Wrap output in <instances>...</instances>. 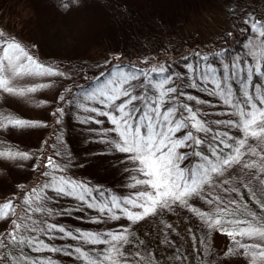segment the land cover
I'll use <instances>...</instances> for the list:
<instances>
[{
	"label": "snow or ice",
	"instance_id": "snow-or-ice-1",
	"mask_svg": "<svg viewBox=\"0 0 264 264\" xmlns=\"http://www.w3.org/2000/svg\"><path fill=\"white\" fill-rule=\"evenodd\" d=\"M61 6L71 7L72 0ZM240 19L241 32L264 40V16L246 11ZM231 36V31L223 34L214 49L207 52L197 49L166 60L167 66L144 68L116 63L93 78L81 71L87 84L69 100L64 95H58L57 100L89 113L79 123L101 127H88L90 136L84 144L99 143L103 148L80 154L69 150L61 123L65 110L58 104L51 113L56 117L57 132L51 144L43 142L52 149L51 155L38 158L34 152L19 149L0 151V157L33 160L32 167L40 168L41 175L49 177L23 196V215L16 213L17 205L12 199L0 202V221L9 222L0 231V264H56L51 256L31 255L42 252L75 257L81 264H141L136 245L143 247L147 264H188L194 256L190 258L182 248L183 238L175 235L176 227L171 222L181 213L194 214L209 228L231 229L226 234L233 238L234 247L225 256L237 253L251 264L264 261V157L259 168L251 160L264 153V53L257 55L251 48L243 54L233 51ZM66 74H70L69 69L39 63L15 38L0 31L2 92L24 96L49 85L17 88L12 84L14 79ZM189 89L215 98L229 111L209 112L203 106L215 107L213 101L193 95ZM105 124L110 127H103ZM34 127L51 125L0 113V130ZM250 138L256 147L247 143ZM4 147L0 141V148ZM96 156L106 158L100 161L106 170L127 174L130 182L122 187L131 190L118 193L102 184L67 175L70 166L87 167L97 162ZM233 173L243 177L238 185L243 196L237 187L229 186ZM66 197L77 201L75 208L57 210L47 206ZM200 201L207 210L196 206ZM86 209L97 213L90 217L94 223H128L93 232L49 222L56 216L83 213ZM36 213L40 216L34 219ZM143 225H148L149 232L156 230L158 243L171 251L170 256H157L144 239L138 238L136 233ZM185 232L196 245L207 243L191 228ZM141 235L146 237L147 232ZM237 236L241 239L237 240ZM65 237L78 243L60 247L53 243ZM244 238L247 242H241ZM202 253V248H195L196 255Z\"/></svg>",
	"mask_w": 264,
	"mask_h": 264
},
{
	"label": "rangeland",
	"instance_id": "rangeland-1",
	"mask_svg": "<svg viewBox=\"0 0 264 264\" xmlns=\"http://www.w3.org/2000/svg\"><path fill=\"white\" fill-rule=\"evenodd\" d=\"M155 1H160L164 10V14H160L159 22L155 19L159 17H155L156 14L152 11L153 7L149 8L148 0H115L112 11L120 12L127 8L130 12L128 15H122L123 19L118 18L116 25L115 21L109 19L110 12L99 0H72V6L67 8L61 5L68 3V0H29L27 3H23L25 8L22 1L19 0H0V31L9 38H15L16 42L20 43L24 50L28 51L39 63L45 64V60L48 58L55 62L60 60L61 62L53 65L70 70V74H66L65 77L27 76L14 79L12 84L17 88L32 87L36 84L49 85L24 96H14L0 90V113L4 116H14L51 125V127L0 130V141L5 145V148H0V151L12 148L13 150L34 152L38 158L44 157V155L41 156L40 150L42 146L44 150L43 142L45 140L51 144V140L54 139L53 134L57 132L56 117L51 113L59 104L65 110L61 117V123L63 128H65L64 125L67 128L64 136L67 148L71 147V151L77 154L84 151L92 152L89 149L92 145L85 146L83 141L85 127L78 125L80 124L79 120L88 116L89 113L73 107L70 103L58 101L57 97L64 95L65 99L69 100L71 96L76 95L81 88L76 91L75 86L80 84L85 86L87 82L81 78V71L88 78H93V72L95 73V70L98 71L100 68L97 66L98 62L103 65L106 61L107 64H116L126 60V62L129 61L126 64H131L137 63L136 59H140L144 63L148 61L149 64L163 63L166 60L170 61L167 52L172 46H167L169 43L175 45L173 49H176L177 52L182 49L181 43H185L183 39H188L187 42L191 43L193 47H214L216 42L220 41L221 36L229 31L232 32V36L229 37L230 41L232 37L241 36L233 47L235 52L243 54L251 48L257 55L264 53V47H261L264 45V40L240 31L242 27L241 15L246 11L252 12L251 7L255 6L256 11L252 13L256 17H261L260 12L264 11V0ZM29 5H31V9L27 10ZM121 5H124V8ZM228 8L230 9L227 10ZM235 14L239 15V18L234 23L229 16ZM152 19L156 22L149 24ZM110 23L113 24L110 25ZM188 91L202 99L212 100L215 107L203 106L209 112L229 111V109L218 105L213 97L192 89ZM211 118L227 119L226 116H212ZM247 143L256 147L255 141L251 138ZM101 146L103 145L101 144ZM256 150L259 152V148ZM48 152H50L49 145ZM261 157H264V153H260L259 157L251 158L258 168L262 166ZM80 158L81 156L77 157L78 160ZM245 159L251 162L248 157ZM33 163V160L0 157V202L12 199L17 205L16 213L18 215L24 214V209L21 207L23 196L27 195L33 187L39 186L49 179V177L41 175L40 170L34 169ZM35 163L39 164L40 160L36 159ZM96 168L95 163L84 168L70 166L67 175L77 180H83L87 173L92 174ZM85 169H88L87 173L84 172ZM125 176V182L129 183L130 177L127 174ZM242 179L243 177L233 173L229 186L233 187V182L239 184ZM105 186L113 189L110 183ZM126 190L130 191L131 189ZM49 195L54 194L49 193ZM200 203L202 205L197 202L196 206L202 211L207 210V206L203 202ZM76 205V200L66 197L57 202H49L47 206L50 209L58 210L62 207L75 208ZM96 215L94 210L86 209L83 213L73 211L71 215L65 216L67 218L56 216L49 222L64 225L66 228H79L93 232L98 229L115 228L121 223H128L121 220L97 224L90 219ZM39 216L40 213H36L33 218ZM69 217L74 219L68 220ZM77 217L82 218L78 219ZM201 225L205 234H208L207 245L212 247V263L251 264L248 258L237 253L229 256L224 255L229 248L234 247L233 238L226 234L231 229L225 227L221 230L219 227L209 228L207 224L201 223ZM8 226L9 222L0 221V231ZM57 235L60 234L57 233ZM236 239L240 240L241 238L237 236ZM241 242H247V238ZM53 243L60 247L68 244L75 245L78 242L65 237L63 240L57 239ZM87 246L89 248L104 247L103 245ZM130 250L134 249L130 248ZM43 253L45 254V252ZM46 254L50 253L46 252ZM78 264H81V261H78ZM257 264H264V261H257Z\"/></svg>",
	"mask_w": 264,
	"mask_h": 264
},
{
	"label": "trees",
	"instance_id": "trees-1",
	"mask_svg": "<svg viewBox=\"0 0 264 264\" xmlns=\"http://www.w3.org/2000/svg\"><path fill=\"white\" fill-rule=\"evenodd\" d=\"M23 7H24V4L23 3H27L29 0H19ZM115 0H99V2L102 3V5L104 7H106V9L110 12L109 14V19L111 18V20L114 22H116L115 24L117 25V22L116 20L119 19H123L122 15H128L130 12L128 11L127 8L123 9L122 11L120 12H116V11H112L113 9V6H114V2ZM148 4H149V8L153 7L152 11L156 14L155 17H159V18H155L156 20H158L159 22V19L161 20V15L160 14H164V10H163V6H161L160 4V1H155V0H148ZM123 8H124V5H121ZM25 8V7H24ZM231 8V7H230ZM230 8H228L227 10H229ZM31 9V5H29V8H27V10H30ZM251 11L252 12H255L256 11V8L255 6H252L251 7ZM152 13V12H151ZM231 15V14H230ZM260 16H264V11L263 12H260ZM231 17L230 20L232 22H236L239 18V15L235 14V15H232V16H229ZM150 23L149 24H152L153 22H156L155 20H151L149 21ZM113 23H110V25H112ZM120 24V23H119ZM125 29V28H124ZM241 37V36H239ZM239 37H232L231 39V43H230V48L233 50V47L235 46V44L237 43L238 41V38ZM188 39H183V42H185L184 44L181 43V48L178 52L176 49H173L175 47V45H173L172 43H169L167 44V46H172L167 54H168V59L171 61V60H175V59H178L180 56H183L184 54H188L190 52H194L196 51L197 49L200 50L202 53L203 52H207L209 49H214V47H204V46H201V47H193L191 43H188L187 42ZM163 51V50H161ZM234 51V50H233ZM166 53V52H165ZM37 60V59H36ZM46 61V65H53V64H56L58 62H61L60 60H56L55 61H51L50 58H48V60H45ZM162 61V60H161ZM68 62V61H67ZM98 62V61H97ZM136 62L137 63H131L132 65H136V66H139V67H145V68H148V67H156V66H167L165 64V62H161V63H155V64H149V63H144L142 62L140 59H136ZM64 63V62H63ZM126 63H129V61L126 62L125 61H122V64H126ZM114 64V63H112ZM112 64H99V62L97 63V66L99 68V70L97 71V69L95 70V73L93 72L94 76H97L99 75V73L101 71H106L107 68L112 65ZM146 64V65H145ZM71 65V64H70ZM73 66V65H72ZM70 66V67H72ZM87 84V82H86ZM85 84V85H86ZM84 87V84H80V85H76L75 86V90L77 91L78 89L80 88H83ZM100 119H105V118H100ZM79 126L81 124H78ZM85 127V129L83 130V136L85 138L89 137L90 136V133H88L86 131V129L88 127H94V128H99L101 127L100 125H83ZM65 128H63V133H64V136H65V130H67L66 126L64 125ZM103 127H110V125L108 124H105L103 125ZM235 131V130H233ZM91 135H94V134H91ZM83 137V141H84V138ZM50 144V142H49ZM45 147H44V150L41 148V156L44 155L45 156H48L49 154L51 155L52 152H51V148H50V152H48V145H45L43 144ZM71 145V144H70ZM92 146L89 148L92 152L94 151H99L101 148H103V146H101V144L99 143H92L91 144ZM5 148V147H4ZM7 148V147H6ZM69 150H72L71 147L69 148ZM104 159H106L105 157L103 156H96L94 157V160L97 161L95 164L97 166V168L92 172V174H88L87 173V170L88 169H85L84 172L87 173V176L85 178H83V181H89L91 182L92 184H102V185H106L108 183H110L113 187V190H115L116 192L120 193V192H125L127 191L126 189H124L122 187L123 184H125L126 180L124 177L125 174L124 173H116V172H113L112 170L108 169L106 170L107 166L103 163H100V161H103ZM38 170L41 171L40 168H37ZM104 182H108V183H104ZM238 183H234L233 182V187H237L238 188ZM110 188V187H109ZM238 194L240 196H243V190H240L238 188ZM202 202V201H200ZM198 202L200 205H202V203ZM196 205H198L196 203ZM249 207H251V205H249ZM253 211H255V209L253 208ZM64 218H67L64 216ZM74 219L73 217H69L68 220H72ZM171 222L175 225L176 227V235H179L180 237L183 238V244H182V248L186 251V253L188 254V256L191 258L194 256V259H190L188 264H214L211 262V251H212V247H208L207 243H201L199 245H196L195 244V241L191 240L186 232H185V229L186 228H191L195 233L196 235L200 238L201 241H208L207 240V235L208 234H205L204 230L202 229V225H201V222L199 221V218L197 216H195L194 214H191V213H181L178 217H172L171 218ZM200 226V227H199ZM147 232V236H143L141 235V233H145ZM136 235L138 236V238L140 239H144L145 240V244L149 245L150 246V250H152L153 252H155V254L159 257H164V256H170L171 255V251L169 249H167L162 243H158V234L156 232L155 229H153L152 231H148V225H143L141 226ZM160 240H163V237H159ZM88 247V246H86ZM137 248L140 249V255H141V264H147V257L144 256V249L142 246L140 245H136ZM196 247H200L203 249V253L201 255H196L195 254V248ZM129 251H133V250H130ZM31 255L35 256V255H40V256H51L56 264H75L77 263L78 264V261L75 259V257H69V256H65L61 253H50V254H45L42 252V253H32ZM155 264V262H154ZM160 264H164L163 261L160 262Z\"/></svg>",
	"mask_w": 264,
	"mask_h": 264
}]
</instances>
